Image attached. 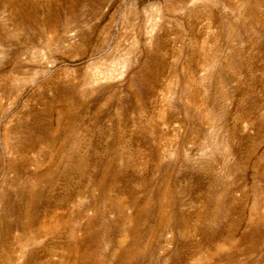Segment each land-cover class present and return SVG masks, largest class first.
<instances>
[{
  "label": "rangeland",
  "instance_id": "1",
  "mask_svg": "<svg viewBox=\"0 0 264 264\" xmlns=\"http://www.w3.org/2000/svg\"><path fill=\"white\" fill-rule=\"evenodd\" d=\"M0 264H264V0H0Z\"/></svg>",
  "mask_w": 264,
  "mask_h": 264
}]
</instances>
